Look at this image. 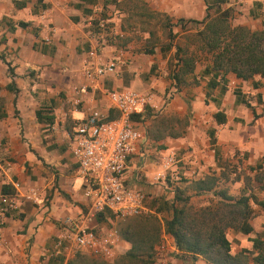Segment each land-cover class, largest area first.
<instances>
[{"label":"crops","instance_id":"1","mask_svg":"<svg viewBox=\"0 0 264 264\" xmlns=\"http://www.w3.org/2000/svg\"><path fill=\"white\" fill-rule=\"evenodd\" d=\"M219 1L222 9L232 10L240 26L264 30V0ZM213 2L0 0V164L11 166L10 174L0 179V196L4 186L7 193H15L13 184L19 185L20 193L38 192L34 202H21L0 227V264H57L50 253L62 223L88 210L70 138L76 124L93 109L108 120L117 118L106 95L109 91L132 90L152 97L151 105L131 118L142 139L128 160L124 183L145 195L141 216L156 217L161 223L156 251L170 246L173 255L190 259L178 253L163 230V222L172 216L176 190L198 208L192 204L194 197L211 195L217 200L213 191L200 192L195 185L213 177L215 190H221V163L264 168V78L242 80L229 73L214 81L206 72L211 61L195 62L193 73L183 77L179 86L170 77L173 48L163 44L165 30L179 38L185 34L179 26L182 22L190 32V22L202 21L213 11ZM157 15L169 28L153 26ZM97 19L108 22L111 34L93 36ZM91 49L116 60L117 68L115 75L85 92L83 60ZM164 117L184 119L185 127L168 132L162 125ZM170 151L183 166L182 179L172 188L154 180L160 159ZM118 222L104 214L89 227L107 233L116 231ZM248 223L250 234L228 229L226 237L233 255L243 253L248 264H254L258 250L251 240L264 242V217ZM130 248L119 238L117 254ZM191 260L208 264L202 257Z\"/></svg>","mask_w":264,"mask_h":264},{"label":"built area","instance_id":"2","mask_svg":"<svg viewBox=\"0 0 264 264\" xmlns=\"http://www.w3.org/2000/svg\"><path fill=\"white\" fill-rule=\"evenodd\" d=\"M94 37L111 34V27L104 19H97ZM117 62L105 59L96 49L86 53L82 74L87 83L83 91L95 88L100 80L116 74ZM117 118L108 120L99 110L93 109L80 120L70 138L69 149L84 181V197L88 201L86 214L62 223L61 235L56 238L50 257L57 264H67L79 254H85L106 262H113L118 249L116 231L101 232L89 227L98 216L110 214L115 221L141 216L145 212V195L124 183L129 158L135 144L142 139L141 132L131 118L138 111L151 105L152 97L132 90L106 93ZM182 160L173 152L159 161L155 182L165 186L179 183L182 179ZM11 172L9 163L0 164V179ZM15 193L0 196V227L7 216L15 213L21 202H34L38 197L35 189L20 193L19 185L13 184Z\"/></svg>","mask_w":264,"mask_h":264},{"label":"trees","instance_id":"3","mask_svg":"<svg viewBox=\"0 0 264 264\" xmlns=\"http://www.w3.org/2000/svg\"><path fill=\"white\" fill-rule=\"evenodd\" d=\"M213 3V13L207 12L202 21L190 22L195 26L200 50L211 58V69L206 72L212 75L214 81L219 75L223 79L229 73L242 80L255 76L264 78V30L252 31L245 26H233L232 10L222 9L223 1L214 0ZM179 26L186 33L182 22ZM165 28H169V25L166 24ZM168 39L173 41L175 36L170 32ZM175 57L177 62L172 79L179 86L183 77L193 73L195 61L193 55L187 56L179 47ZM211 85L214 86V83ZM220 117V114H216L218 123H222ZM215 182L213 177H209L195 185L200 192L213 191L217 200L210 206L195 208L190 204L189 197L176 190L171 219L163 222L164 233L173 239L178 253L191 259L202 257L208 264H248L247 256L243 253H231L226 230L250 234L252 228L248 221L252 209L249 200L252 198L264 211V199L259 201L254 196L244 195L231 197L225 190H215ZM6 188L3 187V193H7ZM161 230V223L156 217L137 216L120 233L131 248L119 260L106 262L79 254L67 264H153L152 253L160 243ZM251 241L254 249L258 250L254 264H264V242Z\"/></svg>","mask_w":264,"mask_h":264},{"label":"rangeland","instance_id":"4","mask_svg":"<svg viewBox=\"0 0 264 264\" xmlns=\"http://www.w3.org/2000/svg\"><path fill=\"white\" fill-rule=\"evenodd\" d=\"M234 12H237V15L239 14L238 9H235ZM213 13V11L211 12ZM235 14L232 15L231 24L233 26L239 25L237 21H234ZM238 17V16H237ZM153 26H164L166 25V20L163 19L161 16H153ZM259 24V23H258ZM192 30L190 32H186L185 34L181 35L179 38H175L173 41H169L167 30H165L164 33V40L163 44L164 46L167 44H172V50H173V56L171 61V68L170 72H172L176 66V53L175 48H180L182 51H184L187 56L193 55L194 61L196 63H209L211 61V58L206 53L202 52L200 50V44L197 41V38L195 36V26H191ZM251 30V29H250ZM257 31L263 30V29H256ZM175 54V56H174ZM170 75V74H169ZM170 77H172L170 75ZM176 84V83H175ZM185 120H179L172 117H164L162 125L164 127L168 128V132H180L185 127ZM173 152V151H170ZM169 153V152H168ZM174 153V152H173ZM179 167H183L182 164L179 165ZM222 168L220 170V180L218 184V188L221 190H226L229 195L233 197H240L242 195L244 196H255L257 200L261 201L264 199V168H261L260 170L256 167H247L245 169L242 168V166L237 165L236 163H229V164H220L218 166ZM183 171V168L181 169V172ZM173 187V186H172ZM171 185H168V188H172ZM216 199H213L211 195H207L205 197H194L192 200V204L194 206H210L215 203ZM254 201L250 200V206L252 208V215L249 219V221H252L256 217L262 216L264 217V214H261V210L253 203ZM136 218V217H133ZM133 218H127L125 220H122L118 222L115 226V230L117 233V236L122 239L121 237V231L125 228V226L133 219ZM112 228V226H109ZM108 229V227H107ZM162 234V233H161ZM161 237V236H160ZM160 244V243H159ZM157 246V245H156ZM170 247V246H169ZM168 246H165L164 250L156 251V248H154V252L152 253V262L153 264H195L194 261L192 263L191 258L185 259L178 255H173V253H170V250ZM126 252L118 253L113 260V262H116L121 257L124 256ZM170 258V259H169Z\"/></svg>","mask_w":264,"mask_h":264}]
</instances>
